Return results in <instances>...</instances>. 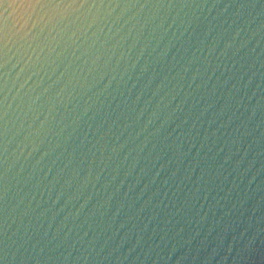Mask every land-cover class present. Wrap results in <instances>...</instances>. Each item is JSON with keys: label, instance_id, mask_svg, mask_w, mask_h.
<instances>
[{"label": "clouds", "instance_id": "clouds-1", "mask_svg": "<svg viewBox=\"0 0 264 264\" xmlns=\"http://www.w3.org/2000/svg\"><path fill=\"white\" fill-rule=\"evenodd\" d=\"M0 264H264V0H0Z\"/></svg>", "mask_w": 264, "mask_h": 264}]
</instances>
